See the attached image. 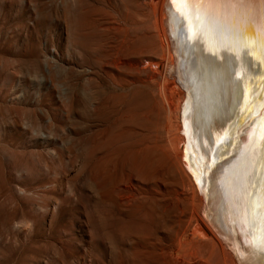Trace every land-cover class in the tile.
Here are the masks:
<instances>
[{
	"label": "rangeland",
	"instance_id": "obj_1",
	"mask_svg": "<svg viewBox=\"0 0 264 264\" xmlns=\"http://www.w3.org/2000/svg\"><path fill=\"white\" fill-rule=\"evenodd\" d=\"M148 1L156 16L134 0L133 7L112 0L115 10L104 0H0V264H192L193 251L201 258L213 251L211 264H241L232 243L202 222L207 197L174 134L181 117L189 127V111L183 117L177 104L168 121L149 85V92L142 83L121 90L103 76L100 86L88 83V58L108 35L98 27L110 16L127 22L122 37L141 39L132 61L162 72L169 60L175 72L165 38H155L163 0ZM98 100L106 108L98 111ZM250 108L256 125L259 107ZM259 126L264 131V116ZM199 222L228 250L213 248Z\"/></svg>",
	"mask_w": 264,
	"mask_h": 264
},
{
	"label": "bare ground",
	"instance_id": "obj_2",
	"mask_svg": "<svg viewBox=\"0 0 264 264\" xmlns=\"http://www.w3.org/2000/svg\"><path fill=\"white\" fill-rule=\"evenodd\" d=\"M104 1L106 6L109 4L115 10L117 3L112 4V0ZM155 1L158 3V0ZM128 3L130 4V0ZM132 3L154 13V3L150 5L146 0H134ZM160 3L163 4V10L157 17L162 23L160 22L161 29L155 38H165L163 47L168 48L176 59L177 66L173 68L175 72L168 73L169 60L163 64L162 72L150 67L155 63L149 62V67H146L143 58L132 61L134 42L141 39L122 37V28H127L128 25L126 21L118 22L112 19L113 16L108 19L104 16L106 21L102 23L104 18L101 19L96 14L102 25L98 28H103L108 35L103 39L99 37L100 44L99 41L96 42L99 46L95 44L98 50L95 54L92 51V62L91 53L88 54V83L92 80L94 85L100 86L98 79L103 76L114 88H120L122 84L129 87L139 83L145 84V87L149 85L158 110L161 108L160 102H165L168 121H171V113H174L172 111L177 108V104L181 107L178 109L180 115L189 111V127L180 116L181 126L177 133L175 130L173 132L181 138V147L187 145L186 160L194 170L201 191L207 197L203 203L205 209L202 222L210 232L221 235L232 243L242 257L241 264H264V131L259 126L264 116V0H163ZM160 3L157 5L161 6ZM93 4L96 6V3ZM141 12L143 15L144 11ZM148 27L146 31L150 29ZM127 65L132 70H123V66ZM158 88L161 91L158 92ZM147 89L149 92L150 89ZM89 90L88 87V92ZM104 102L98 100L95 105L98 111L102 107L106 108L107 101L106 104ZM252 102L255 107H259L260 112L256 125H249L255 118L250 108ZM176 114L174 113V117ZM167 138L161 145L163 150L167 149L166 141L169 137ZM254 177L257 179L256 183L252 182ZM220 198L224 200L219 203ZM211 201L219 203L215 206L216 209L211 206ZM192 213L191 210L189 214ZM233 215L239 221L233 223L234 226L229 222ZM202 222L199 223L205 236H212V247L225 251L226 245L210 234ZM212 253L207 258H201L194 251L190 252L195 257L192 264H211ZM222 261L223 264H235L233 258ZM172 262L176 264V258Z\"/></svg>",
	"mask_w": 264,
	"mask_h": 264
}]
</instances>
